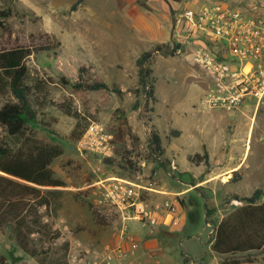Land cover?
<instances>
[{"label":"rangeland","instance_id":"rangeland-1","mask_svg":"<svg viewBox=\"0 0 264 264\" xmlns=\"http://www.w3.org/2000/svg\"><path fill=\"white\" fill-rule=\"evenodd\" d=\"M218 1L227 0H0V11L10 12L0 23V50L31 51L26 84L42 103L33 105L36 120L26 136L61 150L50 169L64 184L40 188L52 193L49 207L39 211L58 238L40 247L47 239L33 234L42 252L31 257L4 228L0 264H151L139 253L144 233L153 236L159 225L178 230L179 220H187L179 232L182 239L176 232L166 235L158 254L159 264H182L190 259L184 250L194 256L205 251L200 242H211L213 224L240 205L234 196L264 189V104L254 109L244 103L229 112L201 109L208 78L193 61L196 42L184 21L178 23L184 10ZM234 1L256 7L264 19V0ZM148 51H153L146 66L155 102L145 109L136 60ZM82 66L108 91L73 94L71 85ZM69 98L89 122L79 140L71 135L75 119L54 105ZM6 102L14 99L4 88L0 107ZM95 126L108 138L103 152L96 150L94 137L86 144ZM153 129L163 148L160 162L149 146ZM16 143L0 128V144L15 150L22 140ZM164 190L178 194L167 196ZM245 257L264 264V249L215 258Z\"/></svg>","mask_w":264,"mask_h":264},{"label":"trees","instance_id":"trees-1","mask_svg":"<svg viewBox=\"0 0 264 264\" xmlns=\"http://www.w3.org/2000/svg\"><path fill=\"white\" fill-rule=\"evenodd\" d=\"M9 16L8 10L0 11V23ZM159 50L160 47H156L154 52ZM152 54L153 51L144 52L136 60L139 84L146 99L143 105L145 109L148 108L149 101L155 102L152 71L146 66ZM30 55L29 49L21 47L13 46L0 50V92L6 88L14 99V102H6L0 107V128L13 141L19 143L22 140L21 145L15 150L0 144V230L8 228L17 247L33 257L42 252L32 238L33 234L47 239L40 247L58 238V233L51 232L49 225L43 222V215L39 211L40 208L49 207L47 197L52 193L43 194L40 188H57L63 187L64 184L54 177L50 169V164L60 156L61 150L56 146L40 144L26 136L29 127L36 120L34 103L37 107L42 105L34 98L31 88L26 84L28 76L26 60ZM71 87L73 94L80 97L90 92L108 91V86L95 78L87 66L78 69V80ZM115 92L119 93V90ZM71 101L72 99L69 98L63 103H54V105L64 115L75 119L76 125L71 135L73 139L79 140L88 129L89 122L73 110ZM172 133L175 137L179 135L177 131ZM149 146L160 162L163 148L160 137L154 129L150 131ZM202 157L207 158V155L204 154ZM238 181L237 177L235 182ZM263 198L262 188L254 190L249 197L232 198L240 205L233 207L231 212L213 224L214 235L210 242L213 253L228 257L258 253L264 249ZM205 214L209 215L206 207ZM97 223L102 226L107 225L104 220H97ZM205 223L208 221L205 220ZM183 263H186L185 259ZM221 264L257 263L245 257L242 260L226 259Z\"/></svg>","mask_w":264,"mask_h":264},{"label":"built area","instance_id":"built-area-1","mask_svg":"<svg viewBox=\"0 0 264 264\" xmlns=\"http://www.w3.org/2000/svg\"><path fill=\"white\" fill-rule=\"evenodd\" d=\"M181 21L192 44L196 42L193 61L208 78L200 108L229 112L244 103H253L254 109L264 104V19L256 7L245 8L234 0L209 2L199 9L184 10L178 16ZM85 137L88 146L96 139V150L108 148V138L98 126Z\"/></svg>","mask_w":264,"mask_h":264},{"label":"crops","instance_id":"crops-1","mask_svg":"<svg viewBox=\"0 0 264 264\" xmlns=\"http://www.w3.org/2000/svg\"><path fill=\"white\" fill-rule=\"evenodd\" d=\"M232 169H234V168H232ZM232 169H230V170H232ZM186 191H189V190H186ZM185 192H182V193H185ZM162 193H165L167 196L178 194V193H172L171 191H165V190ZM158 221H157V224L160 223V220H158ZM179 221H180V225H179L178 230H173L172 228L163 227V226L159 225V226H157L153 236H151V234L149 235L147 232H146L147 234L143 232L145 235L143 236V238H140V252L139 253L141 256V252L143 251L142 254L144 256L145 263L149 262L151 264H159L161 262V259L158 257V254L160 252H163L162 251L163 247H161V246L166 245L163 243L164 239L166 238L165 236L169 235V234L172 236V233L176 232V237L179 238L180 237L179 232L183 230L187 220H179ZM135 235L137 237L138 234H135ZM173 237H174V235H173ZM137 239L139 240L138 237H137ZM179 239H182V238H179ZM184 241H186V240H184ZM184 241H182V242H184ZM182 242L178 243V245H180L181 247L183 246ZM200 245L202 247L205 246V251L201 250L200 253H198V255H196V256H194L190 251H186V250L183 251V253H185L187 256L190 255L189 261H187L185 259V261H186L185 264H211L213 261H215V263L221 264L222 261L219 262V260H217V258H215L216 256H219V255L213 253L211 250V243L204 245L203 243L200 242ZM156 249H158V251H156ZM158 260H159V262H158ZM183 260H184V258L182 260H180L179 262L184 264Z\"/></svg>","mask_w":264,"mask_h":264}]
</instances>
